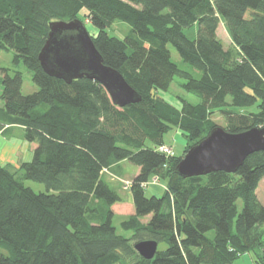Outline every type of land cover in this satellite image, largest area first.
<instances>
[{"label":"trees","instance_id":"obj_1","mask_svg":"<svg viewBox=\"0 0 264 264\" xmlns=\"http://www.w3.org/2000/svg\"><path fill=\"white\" fill-rule=\"evenodd\" d=\"M74 19L96 31L91 38L104 64L123 76L138 103L121 108L96 81L65 83L43 72L38 54L49 24ZM116 21L130 27L122 38L106 31ZM220 23L230 49L217 37ZM194 27L195 37H187ZM0 51H11L12 64L24 66L37 87L23 95L22 73L1 69L0 129L20 126L35 148L17 168L0 165V264H233L246 253L261 264L264 151L235 173L182 178L174 169L221 127L214 114L230 133L264 128V0H0ZM175 77L198 103L178 97L176 107L159 96ZM252 106L258 111H238ZM172 129L185 145L170 157L158 148L168 146L163 137ZM123 161L138 168L131 204L104 178ZM153 176L165 180L160 197L145 196ZM120 210L129 213L120 222L128 237L112 223ZM149 240L164 247L146 260L134 244Z\"/></svg>","mask_w":264,"mask_h":264},{"label":"water","instance_id":"obj_2","mask_svg":"<svg viewBox=\"0 0 264 264\" xmlns=\"http://www.w3.org/2000/svg\"><path fill=\"white\" fill-rule=\"evenodd\" d=\"M38 62L45 74L65 83L82 78L98 82L118 107L138 103L141 99L118 71L104 64L91 35L79 19L49 24ZM259 151H264L263 127L241 133L215 127L186 151L174 172L182 178L213 172L235 173L249 155ZM157 246L155 241H141L134 244V249L142 258L151 260Z\"/></svg>","mask_w":264,"mask_h":264},{"label":"rangeland","instance_id":"obj_3","mask_svg":"<svg viewBox=\"0 0 264 264\" xmlns=\"http://www.w3.org/2000/svg\"><path fill=\"white\" fill-rule=\"evenodd\" d=\"M81 14L84 15L85 12L82 11ZM86 29L90 35H94L96 33V31L94 29H92V27L88 23L86 24ZM129 30H130V27L127 24L116 21L111 27L107 28L106 31L111 36H118V37L122 38L126 32L128 34ZM185 34L189 38H194L196 35V28L194 27L191 30H185ZM217 37L223 43V46L225 49L232 48V44L230 42V39H229V37H228V35H227V33H226V31H225V29L221 23L219 24V27L217 29ZM168 48L171 52L172 60L175 63H177L181 68H185L186 65L181 62L177 52L171 46H169ZM12 56H13V53L11 51H9V52L0 51V81H1V77H2L1 69H3V68L8 69L9 74H12V72L14 70H18L22 73L23 83H22L21 93L23 95H28V94L35 92L37 90V87L32 82L31 73L22 65L15 67L12 64ZM181 82H182V80L180 78L175 77V79L173 80L171 86L169 87V89L167 91L158 92L159 96L161 98H163L165 101L169 102L170 104H172L176 107L180 106V102H179L178 97L183 98L192 104L198 103L199 99L197 97H195L192 94L184 92L179 87V84ZM0 92H1V83H0ZM0 104H1V102H0ZM238 111L256 112V111H258V108L256 106H252L246 110H238ZM212 119L218 126L222 127L225 124L223 117L218 113L214 114L212 116ZM174 135H176L178 138L175 139ZM163 140L165 143L170 144L172 146L174 153H176L177 156L182 153V150H183V147L185 144V138L183 137V135L181 134V132L179 130L172 129L163 137ZM132 168H136V167L132 166ZM105 173H107L106 176H109L108 181L111 183L110 187L113 191L118 193V195L120 197H123L125 194L129 195L128 192H126V191L128 190V187H129V183H130L129 181H131L135 175V171L133 169L131 172H127V174H124V173L122 174V177H124V179L112 175V173L109 172L108 170ZM24 185L31 188L35 193L45 192V188L42 184L35 183L32 181H24ZM165 185H166L165 180H158V179L155 180L154 176L150 177L148 180L147 186L144 189L145 196L146 197H151V196L160 197V196H162V194L164 192V186ZM259 185L260 186H258V189H257V196L259 198V201L264 205V178L261 179ZM237 206H238V209L240 210L241 209V202L240 201H238ZM128 214L129 213L127 211H124V210L123 211L122 210L117 211L118 216L114 217V219L112 220V223H113L114 227L116 228L117 234L123 235L126 237H128L129 234L120 228V222L122 220H124L128 216ZM145 220L146 219H143V222H145ZM158 247L163 248L164 245L159 244Z\"/></svg>","mask_w":264,"mask_h":264},{"label":"crops","instance_id":"obj_4","mask_svg":"<svg viewBox=\"0 0 264 264\" xmlns=\"http://www.w3.org/2000/svg\"><path fill=\"white\" fill-rule=\"evenodd\" d=\"M1 105L2 104H0V106ZM22 131H23L22 128L17 125H10V126L5 125L2 129H0V165L2 166L6 165L17 168L22 162H27L32 158V153L35 148V145L32 143H28L23 139ZM174 138L176 139L178 137L174 135ZM165 144L172 148L170 144L167 143ZM172 151H173V155L177 156L176 153H174L173 148ZM132 169L135 171L134 176H136L138 173V168H132L130 164L123 161L117 165L112 166L111 169L108 171L111 172L112 175L124 179V177H122V174L123 173L127 174V172H131ZM108 177L109 176H105L104 178L109 180ZM165 191H166V185L164 186V192ZM126 192H128L129 195L125 194L123 197H121L122 203L131 204L132 201L129 193V188ZM114 213H115V217L118 216L117 212ZM260 258H262L261 259V264H262L264 261V253L263 255L260 256ZM256 259L257 256L254 253L253 254L246 253L241 255L233 264H256Z\"/></svg>","mask_w":264,"mask_h":264},{"label":"built area","instance_id":"obj_5","mask_svg":"<svg viewBox=\"0 0 264 264\" xmlns=\"http://www.w3.org/2000/svg\"><path fill=\"white\" fill-rule=\"evenodd\" d=\"M158 151L163 153V154H165V155H167V156H170V157L173 156V151H172L171 147L163 145V146H160L158 148ZM154 178H155V180H157L156 177H154Z\"/></svg>","mask_w":264,"mask_h":264},{"label":"bare ground","instance_id":"obj_6","mask_svg":"<svg viewBox=\"0 0 264 264\" xmlns=\"http://www.w3.org/2000/svg\"><path fill=\"white\" fill-rule=\"evenodd\" d=\"M49 28V27H48ZM47 38V37H46Z\"/></svg>","mask_w":264,"mask_h":264}]
</instances>
